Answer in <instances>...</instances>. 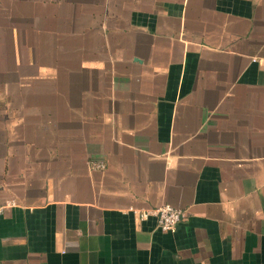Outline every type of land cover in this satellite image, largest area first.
<instances>
[{"label":"crops","instance_id":"1","mask_svg":"<svg viewBox=\"0 0 264 264\" xmlns=\"http://www.w3.org/2000/svg\"><path fill=\"white\" fill-rule=\"evenodd\" d=\"M11 199L0 264H264V0H0Z\"/></svg>","mask_w":264,"mask_h":264},{"label":"built area","instance_id":"2","mask_svg":"<svg viewBox=\"0 0 264 264\" xmlns=\"http://www.w3.org/2000/svg\"><path fill=\"white\" fill-rule=\"evenodd\" d=\"M89 166L91 169H104L107 164L105 161L92 159L89 162ZM16 203L17 201L15 199H11L4 204H0V214H2L8 207L15 205ZM139 212L143 217L149 213L156 214L160 227L167 231L174 230L178 223L186 216L185 209L171 203H164L149 210H142Z\"/></svg>","mask_w":264,"mask_h":264}]
</instances>
